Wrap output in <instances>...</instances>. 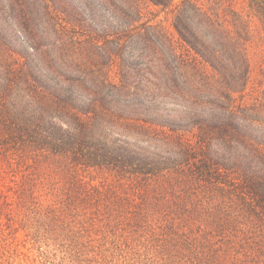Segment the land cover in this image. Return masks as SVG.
<instances>
[{"label":"trees","instance_id":"16d2710c","mask_svg":"<svg viewBox=\"0 0 264 264\" xmlns=\"http://www.w3.org/2000/svg\"><path fill=\"white\" fill-rule=\"evenodd\" d=\"M6 224L264 264V0H0Z\"/></svg>","mask_w":264,"mask_h":264},{"label":"rangeland","instance_id":"374dc122","mask_svg":"<svg viewBox=\"0 0 264 264\" xmlns=\"http://www.w3.org/2000/svg\"><path fill=\"white\" fill-rule=\"evenodd\" d=\"M151 18V16H148ZM171 31L164 14L158 17ZM33 239L18 226L0 228V264H155L131 241L108 236L76 249L42 237Z\"/></svg>","mask_w":264,"mask_h":264}]
</instances>
